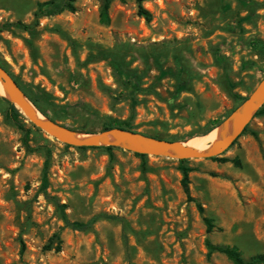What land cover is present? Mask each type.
Wrapping results in <instances>:
<instances>
[{
  "label": "rangeland",
  "instance_id": "1",
  "mask_svg": "<svg viewBox=\"0 0 264 264\" xmlns=\"http://www.w3.org/2000/svg\"><path fill=\"white\" fill-rule=\"evenodd\" d=\"M46 1L70 0H0V64L79 133L130 119L135 132L185 142L226 122L264 76V0H145L151 21L136 0H110L108 24L105 0L37 18ZM9 102L0 94V264H233L206 239L264 253V102L222 154L148 155L146 171L131 150L67 145L23 113L27 133ZM60 204L71 221L104 217L76 230Z\"/></svg>",
  "mask_w": 264,
  "mask_h": 264
},
{
  "label": "water",
  "instance_id": "2",
  "mask_svg": "<svg viewBox=\"0 0 264 264\" xmlns=\"http://www.w3.org/2000/svg\"><path fill=\"white\" fill-rule=\"evenodd\" d=\"M0 77L9 95V97H4L24 113L32 124L50 136L75 147L113 145L146 155H161L167 152H174L182 158H210L218 156L226 151L243 133L264 102L263 76L251 93L247 95L241 106L224 122L227 123L231 120L232 124L228 134L223 139L211 143L208 149L199 150L185 144L183 141L156 138L121 127L103 129L100 132L84 133L85 136H78V134L82 133L41 113L21 89L11 72L2 64H0ZM39 112L44 117L39 116Z\"/></svg>",
  "mask_w": 264,
  "mask_h": 264
},
{
  "label": "trees",
  "instance_id": "3",
  "mask_svg": "<svg viewBox=\"0 0 264 264\" xmlns=\"http://www.w3.org/2000/svg\"><path fill=\"white\" fill-rule=\"evenodd\" d=\"M136 2L138 4V14L140 16L144 17L146 19V21H151L152 13L144 6L145 0H136ZM66 9L70 10V11L76 10V6L72 0H70L68 2H64V3H58L55 1L41 2V3H39V9L35 13V16L37 18H39L41 16L55 15V14L60 13ZM109 11H110V0H105L101 6V9H100V21L104 24L110 23L111 18H110ZM22 90L29 97V99L33 102V104L45 116H48L49 118H52V119L57 120V121L63 120L60 116H58L57 114H55L53 112L54 110L52 108L47 106L48 101H49L48 100L49 94H47L46 92H40L41 94L33 93V92L26 90L24 88H22ZM238 98L243 99V97L240 95H238ZM9 103H10V108L12 110V117H13L14 121L16 122V124L18 125L19 128L25 130L28 133L29 130L25 126V122L23 120V117H24L23 113L18 108H16V106L12 102H9ZM49 113H52V116H50ZM257 114H264V108H261L257 112ZM113 127H121L124 129L133 130L131 127L130 119L117 120V119L110 118L109 120L106 121L104 129L113 128ZM214 127H217V125H215ZM214 127L212 129H214ZM247 127L245 128V130L247 129ZM212 129L207 130L206 132H204V134H207ZM153 137L161 138V137H157V136H153ZM168 140L173 141L175 139H168ZM25 145L28 148H31V146L27 140L25 141ZM78 148L86 149V148H93V146H84V147H78ZM105 148L107 150H109V155L111 156V158H113V151L112 150H113L114 146H105ZM136 154L143 158V169H144V171L148 170L149 168L146 166V159H147L148 155L141 154V153H136ZM221 160L222 161H228L229 159L228 158H221ZM50 165H51V163H50V151H48V156H47L45 163H44L42 186H41L42 191L44 193H47V188L49 186V175L48 174H49ZM180 169L182 172L181 183H182L183 189L187 195H190V187H189L190 182H191L190 172L193 170V168L191 166H188L185 164V159H181ZM197 206H198L199 211L202 214H204L205 209L202 206V204L198 203ZM59 207H60L62 218L65 221L66 225L70 226L71 228L76 229V230L89 229V228H91L93 223L97 221V219H99L100 217H104L103 215H101V216L98 215V216L93 217L91 220H89L87 222L77 221V220L71 221L65 212V205L60 204ZM204 221L207 225V231L208 232L213 231V229L215 227L214 219L212 217L205 215ZM206 246L208 248V254L209 255H211L213 252L223 253L227 256V258L233 264H264V253H258V254L252 255L250 258L247 259L243 256V254H242L241 250L238 248V246H235V245H232V246L231 245H219V244L213 243L210 239H206Z\"/></svg>",
  "mask_w": 264,
  "mask_h": 264
},
{
  "label": "bare ground",
  "instance_id": "4",
  "mask_svg": "<svg viewBox=\"0 0 264 264\" xmlns=\"http://www.w3.org/2000/svg\"><path fill=\"white\" fill-rule=\"evenodd\" d=\"M0 94L6 97H9L8 91L6 89V86L4 82L2 81L0 77ZM39 116L44 117L40 112ZM231 120L227 123H221L219 126L208 132L207 134L195 136L184 143L187 145H190L192 147H195L199 150H206L209 148L211 143L217 142L221 139H223L229 132L231 128ZM78 136H85V134H78Z\"/></svg>",
  "mask_w": 264,
  "mask_h": 264
}]
</instances>
